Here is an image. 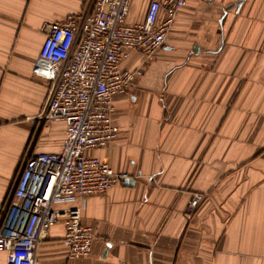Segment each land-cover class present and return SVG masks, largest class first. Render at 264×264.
Returning a JSON list of instances; mask_svg holds the SVG:
<instances>
[{
	"label": "crops",
	"instance_id": "1",
	"mask_svg": "<svg viewBox=\"0 0 264 264\" xmlns=\"http://www.w3.org/2000/svg\"><path fill=\"white\" fill-rule=\"evenodd\" d=\"M86 2L0 0V212L24 160L60 150L64 123L38 119L48 83L32 69L44 25ZM148 3L132 0L126 23ZM119 66L141 74L112 96L118 137L88 156L133 182L86 198L87 256L67 258L57 224L37 261L264 264V0H185L166 45Z\"/></svg>",
	"mask_w": 264,
	"mask_h": 264
},
{
	"label": "built area",
	"instance_id": "2",
	"mask_svg": "<svg viewBox=\"0 0 264 264\" xmlns=\"http://www.w3.org/2000/svg\"><path fill=\"white\" fill-rule=\"evenodd\" d=\"M131 1L87 0L84 10L42 29L32 73L48 87L38 119L63 122L64 137L58 152L33 154L23 162L0 212L5 264H40L36 247L57 224L63 228L67 258L87 256L94 233L81 222L86 198L124 183L123 176L88 152L116 140L112 96L129 90L141 74L121 70L120 63L131 50L146 60L164 47L185 4L149 0L143 20L127 24Z\"/></svg>",
	"mask_w": 264,
	"mask_h": 264
},
{
	"label": "water",
	"instance_id": "3",
	"mask_svg": "<svg viewBox=\"0 0 264 264\" xmlns=\"http://www.w3.org/2000/svg\"><path fill=\"white\" fill-rule=\"evenodd\" d=\"M121 180L125 183V184H132V180L131 179H128V178H121Z\"/></svg>",
	"mask_w": 264,
	"mask_h": 264
}]
</instances>
